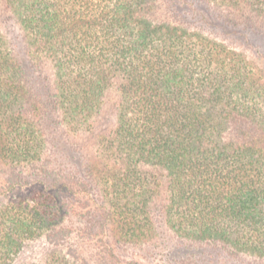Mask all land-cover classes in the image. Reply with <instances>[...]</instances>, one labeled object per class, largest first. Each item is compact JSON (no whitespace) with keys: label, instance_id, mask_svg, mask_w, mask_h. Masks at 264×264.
Instances as JSON below:
<instances>
[{"label":"trees","instance_id":"obj_1","mask_svg":"<svg viewBox=\"0 0 264 264\" xmlns=\"http://www.w3.org/2000/svg\"><path fill=\"white\" fill-rule=\"evenodd\" d=\"M172 2L0 0V264H154L163 230L264 264V75ZM199 2L263 36L264 0Z\"/></svg>","mask_w":264,"mask_h":264},{"label":"rangeland","instance_id":"obj_2","mask_svg":"<svg viewBox=\"0 0 264 264\" xmlns=\"http://www.w3.org/2000/svg\"><path fill=\"white\" fill-rule=\"evenodd\" d=\"M167 1V0H164ZM191 2L194 0H190ZM169 6L173 4L171 3V0H168ZM160 5L163 6V9L161 10V15L165 17V19H174L173 16L179 17L178 13L177 15L172 14L170 8H165L168 6L165 5V3H161ZM194 5L195 9L192 8ZM192 6H188L189 8H182L179 11L182 10V15L186 17L189 23L194 22L196 26L202 27L204 31L213 36V38H216L218 40H221L224 42L228 47L232 49H236L240 53H242L247 58L251 59L252 61L256 60L257 65L261 67V70H259V74L264 75V31L263 36H250L247 38L248 33L242 32L239 34L235 29H230L229 27H226L225 25V17L217 10L212 9V5L208 7L207 9H204L203 5L197 0ZM191 10V11H190ZM170 17V18H167ZM175 20V19H174ZM5 22L2 23V28L4 32L9 31L11 33L12 39L15 41L14 46L16 47V54L20 59H24L26 56V51H24V41L22 43V40L20 39L21 32L18 30V27L16 23L14 24V21L12 20H4ZM14 36V37H13ZM46 71L49 74V76L52 74V70L50 66L45 65ZM115 94L111 97L113 99V102L110 101L108 104L109 107L106 108V113L101 117L97 123L98 125V133L103 131V129H107L113 125V114L114 110L116 108L115 101L116 99ZM111 110V111H110ZM112 123V124H110ZM109 126V127H108ZM82 141H84V137L81 138ZM0 170L7 171L6 168L3 166H0ZM164 226L162 227V229ZM163 238L166 239L161 243V246L157 249V251L154 253V256L152 257V261L154 264H169L171 261L174 260L176 255H187L191 254L194 256L197 255H204V252L201 249L194 250L192 247H186L183 245H180L178 242L175 241L173 238V235L169 233L168 231L163 230L162 234ZM38 252V249L36 250H26L25 254L23 255V258H31L33 255H35Z\"/></svg>","mask_w":264,"mask_h":264}]
</instances>
